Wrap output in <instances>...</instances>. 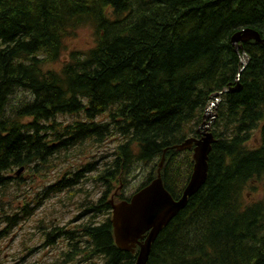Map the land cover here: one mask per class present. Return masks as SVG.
Listing matches in <instances>:
<instances>
[{
	"label": "trees",
	"instance_id": "1",
	"mask_svg": "<svg viewBox=\"0 0 264 264\" xmlns=\"http://www.w3.org/2000/svg\"><path fill=\"white\" fill-rule=\"evenodd\" d=\"M84 27L95 47L51 68ZM245 28L264 39V0H0V239L35 211L5 201L9 173L42 176L115 140L100 160L45 186L36 208L84 181L99 185L75 224L41 221L45 246L66 241L58 264H136L139 247L115 244L111 200L130 199L123 191L143 164L151 169L137 191L149 185L163 157L164 187L179 200L194 160L175 147L201 137L212 96L223 93L207 181L161 231L147 264H264V199L245 196L264 180V44L246 42L238 54L231 38ZM240 73L241 92L225 93ZM19 91L31 97L14 106ZM60 115L85 119L64 125Z\"/></svg>",
	"mask_w": 264,
	"mask_h": 264
},
{
	"label": "rangeland",
	"instance_id": "2",
	"mask_svg": "<svg viewBox=\"0 0 264 264\" xmlns=\"http://www.w3.org/2000/svg\"><path fill=\"white\" fill-rule=\"evenodd\" d=\"M95 45L92 28L84 27L78 29L73 36L66 39L65 51L62 53L60 60L49 66L53 69H61L64 63L70 61L73 53L85 54L94 48ZM30 97L29 93L19 91L14 96V102L17 104L13 103V105H18L22 100H29L28 98ZM84 119L82 116L60 115L57 121L67 125ZM103 119V117H100L98 120L102 121ZM117 143L115 140L108 141L102 146L86 148L82 152H74L75 154L69 155L63 162L58 161V166L52 168L50 172H45L42 176L35 171L28 172L26 169L22 170L20 174H18L19 169H15L8 174L13 179L9 195L5 201L12 202L13 208L21 207L27 203L35 211L30 218L19 221L9 236L0 239V264H58L60 254L66 249V241L60 240L55 247L45 246V237L42 233L43 230L40 228L42 225L41 221L48 222L49 225H68L71 222L75 224L76 218L82 215L83 209L88 203L99 199L102 188L91 181H84L70 194L54 195L44 200L36 208L40 199L43 198L44 194L42 193L45 190V186L52 184L67 170L74 173L81 170L84 165L100 160L101 157L112 152ZM150 169L151 166L146 167L143 164L140 169L135 171V176L130 178L128 186L123 191L125 197L130 198L138 190ZM20 177L23 180H18ZM252 186L255 187V191L248 190L245 194L247 203L263 200L264 180L256 181ZM5 207L8 209L11 206ZM7 211L11 214L10 209ZM6 226L7 224L3 223L0 231L4 230ZM73 264L92 263L78 259Z\"/></svg>",
	"mask_w": 264,
	"mask_h": 264
},
{
	"label": "water",
	"instance_id": "3",
	"mask_svg": "<svg viewBox=\"0 0 264 264\" xmlns=\"http://www.w3.org/2000/svg\"><path fill=\"white\" fill-rule=\"evenodd\" d=\"M249 41L264 44L261 34L254 28L242 29L231 38V43L235 46L238 54L243 50V44ZM241 58L242 72L247 66L248 60L243 55ZM240 76L241 73L238 75L237 85L235 87L230 86L225 93L241 92ZM222 94L217 93L212 96V103L206 109L205 122L199 129L201 137L190 138L182 145L175 147L179 151L193 150L194 152L193 174L179 200H175L164 187L161 170L164 166L165 157L160 163L157 178L134 194L129 201L116 204L113 199L111 200L113 209L111 221L115 243L123 251L134 252L135 248L139 246L140 252L136 264H147L152 245L161 231L180 211L186 208L189 198L197 194L205 185L209 170V155L212 151V145L215 143L214 136L210 131L211 125L217 118L213 109L220 102L219 97ZM144 237L145 240L142 242Z\"/></svg>",
	"mask_w": 264,
	"mask_h": 264
},
{
	"label": "bare ground",
	"instance_id": "4",
	"mask_svg": "<svg viewBox=\"0 0 264 264\" xmlns=\"http://www.w3.org/2000/svg\"><path fill=\"white\" fill-rule=\"evenodd\" d=\"M249 43V42H248ZM244 45V44H243Z\"/></svg>",
	"mask_w": 264,
	"mask_h": 264
}]
</instances>
